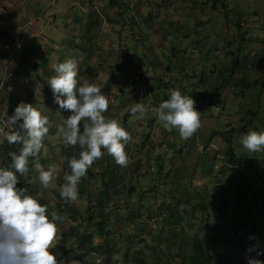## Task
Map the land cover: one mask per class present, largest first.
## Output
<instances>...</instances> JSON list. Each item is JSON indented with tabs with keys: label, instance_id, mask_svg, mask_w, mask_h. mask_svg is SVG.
Instances as JSON below:
<instances>
[{
	"label": "rangeland",
	"instance_id": "obj_1",
	"mask_svg": "<svg viewBox=\"0 0 264 264\" xmlns=\"http://www.w3.org/2000/svg\"><path fill=\"white\" fill-rule=\"evenodd\" d=\"M3 1L0 114L11 115L18 103L26 102L47 116L50 125L36 160L45 170L54 168L55 178L44 187L35 163L29 159L32 175L23 181L31 195L55 209L57 200L50 191L58 192L63 175L69 171L67 159L77 156L79 150L64 145L58 132L70 113L58 111L46 82L54 75L52 64L76 59L78 81L100 88L108 101L103 115L116 120L131 136L124 148L128 157L124 167L130 168V182L138 183L144 196L139 199L124 191L110 196L103 208L104 214L111 211L106 217V240L109 250L114 251L107 264H123L121 253H116L120 249H142L150 256L142 261L154 259L155 249L149 251L146 246L157 244L153 236L160 231L169 233L160 213L163 205L171 206L174 200L179 201L177 211L183 218L180 225H174L175 231L185 226L191 234L205 238L211 236L207 230L217 220L219 210L230 217L249 199L253 204L258 202L251 199L254 189L244 179L264 178V149L248 152L239 139L248 131L261 132L264 127L256 122H264V87L255 102L261 109L249 123L250 114L246 112L252 91L242 81H264V0H115L112 5L110 0H23L27 2L24 5L22 0H7L5 5ZM197 43L203 44L202 50L196 48ZM206 48L210 49L207 57ZM125 51L133 54L127 65ZM213 63L231 68L234 81H230V87L229 83L222 88L209 84L202 72L210 71ZM180 66H184L183 72ZM181 83L187 91L196 92L192 99L200 119V127L187 139L175 129L164 130L155 118V108L168 98V88ZM256 87L260 91V84ZM135 103L145 108L143 116L128 112ZM228 136L234 154L232 164L222 158ZM19 147L6 141L0 144V166H4L2 154L18 153ZM242 155L247 164L239 161ZM137 160L140 165L134 173ZM181 165L184 173H174ZM93 172L88 179L91 201L78 196L72 203L84 216L100 212L96 202L101 179L95 177L96 169ZM172 180L176 187L177 180H183L176 198L164 195ZM137 207L139 215L134 217ZM56 229L52 252L62 248L61 237L67 226L62 223ZM98 240L94 237V244ZM68 243L65 241V245ZM77 246L60 264H99L98 253H81ZM76 254L83 259L78 261Z\"/></svg>",
	"mask_w": 264,
	"mask_h": 264
},
{
	"label": "clouds",
	"instance_id": "obj_2",
	"mask_svg": "<svg viewBox=\"0 0 264 264\" xmlns=\"http://www.w3.org/2000/svg\"><path fill=\"white\" fill-rule=\"evenodd\" d=\"M77 65L78 61L72 58L52 64L54 75L46 81L58 109L70 113L58 128L62 142L79 148L77 156L67 159L69 171L58 188L65 203L77 200L80 179L103 155L102 149L117 165L126 166L128 157L124 148L131 139L116 120L105 118L107 99L97 85L78 81ZM128 112L143 116L145 108L135 103ZM155 118L164 130H177L182 139L191 137L200 127L193 99L174 88L169 89L168 98L155 108ZM81 122H84L82 126ZM49 126L48 117L26 102L18 103L11 115L0 114V144L6 141L9 145H20L18 153H9L10 167H0V264H59L50 249L55 247L56 222L64 217L49 211L26 188L17 187L15 174L23 176L28 171L29 158L38 157ZM239 143L248 152H260L264 149V131H248L241 135ZM35 168L39 182L48 187L55 178L54 168L45 170L39 163ZM260 255L264 252L256 251V256ZM256 256L246 255L245 264H264Z\"/></svg>",
	"mask_w": 264,
	"mask_h": 264
},
{
	"label": "trees",
	"instance_id": "obj_3",
	"mask_svg": "<svg viewBox=\"0 0 264 264\" xmlns=\"http://www.w3.org/2000/svg\"><path fill=\"white\" fill-rule=\"evenodd\" d=\"M114 2L115 0H110L109 4L112 5ZM198 44L199 43H197L196 48L202 50L203 44L202 46ZM172 50H174V48ZM209 52L210 49L206 48V51L204 52L205 57H207ZM124 54L126 55L125 65H127V60L131 59L133 54L127 51H125ZM125 65L123 67H125ZM246 66L247 65H244L245 69ZM180 71H184V66H180ZM202 74L209 79V84H212L217 88H222L228 83V87H230V81H234V78H231V68L227 69L225 66L222 68L217 63L212 64L210 71L206 72L203 70ZM242 81L244 82L245 88L252 91L250 106L246 112L251 115V117L248 115V122L251 123L253 121L252 117L256 115L255 113H257L258 109H261L259 106H256L255 102L261 97L264 81L258 83L255 82V79H243ZM219 84L221 86H219ZM258 84H260V91L257 90L256 87ZM173 88L178 89L182 95H187L188 93L191 95V98L194 97V94L196 93H194L193 90L187 91L183 86V83L171 84L168 91ZM243 105L244 104L240 105L241 109H243ZM58 111L67 113L65 110L58 109ZM256 122L264 124V122ZM82 125L83 122H81V126ZM225 144L226 147L222 154V158L228 164H232L231 157L234 154L231 147L230 136L225 138ZM102 152L103 155L98 160L94 161L92 166L86 170L83 181H80L77 186L78 196L85 197L88 201H91L88 192V179L96 169L94 175L96 178L101 179L97 190L96 202L100 212L96 215L88 214L84 216L79 210L73 207V202L65 203L61 200L59 193L56 190L50 191L57 200V207L55 209L48 207V210L55 211L64 217L62 221L56 222V227L62 223L67 226V231L63 232L61 237V242L64 243L63 245H60L62 248L60 250L55 248L56 251H53L54 255L59 260V264L64 259L66 260L65 254H67L66 256H69L70 249L76 245H78L76 250H81V253L90 252L91 250L98 253V255L101 256L99 264H107L109 259L112 258L111 256L114 254V251L111 248L109 250L110 243L106 240L109 235L106 217L107 215H111V211H107V213L104 214L103 208L108 205L110 196L114 197L120 195L124 191L132 192V194L135 197H139V199L144 196L143 192H141L136 186L138 183L134 182L135 184H132V182H130V177L132 175L130 168L117 165L113 158L107 154L106 150L102 149ZM9 153L10 152L5 155L1 153L3 155L1 160L4 166L0 167H10L11 156ZM29 159H32L35 164L39 163V161L36 160L37 158L30 157ZM238 159L241 163L246 161L244 155ZM263 160L264 159H262V161ZM247 163L248 162L246 161V164ZM139 165V160H137L134 173L136 172V167ZM175 169H177L176 172ZM175 169L174 173H184L183 165L176 167ZM15 174L18 177L16 186L26 188L31 195L28 188L29 185L25 184L23 180H29L32 172L28 171L23 174V176L18 172ZM172 176L174 177V174H172ZM251 178L245 176L244 180L248 185L251 184L254 189L251 199L256 200L257 198L258 202L253 204L249 199L241 206L242 208L236 212V215H233L231 212L230 217L227 213L219 210L216 217L217 220L211 223L210 228L207 230L211 233L209 238L201 237L198 233L191 234L185 226H181V229L175 231L174 225L176 227L180 225L179 223L183 218L180 215L181 212L177 211V205L180 203L178 200H174V204L171 206L167 205L166 207L163 205L161 208L162 212L160 213V215L163 214V219L166 222L164 227H169V233L166 234L163 230L160 231L159 235L153 236V239L156 240L157 238V244L154 247L146 246L149 251L155 249L156 257L150 262H146L142 260H144L145 257L150 256L144 254L142 249L141 251L134 249L133 252L120 249L116 251V253H121L122 260L120 262L123 264H245L246 255L256 256V251L264 252V216H261V214H264V178ZM182 183L183 180H177L176 187L173 186L172 180L170 182V187L165 190L164 195H168L170 198H176L177 189ZM149 189V192L152 191V188ZM241 192L242 197L246 196L243 189ZM41 203L45 204L43 200H41ZM87 207H89V204ZM138 215L139 209L137 207L134 211V217H137ZM96 236L99 237V240L97 244H94L93 239ZM65 241H70V243L65 245ZM249 248L253 250L246 251V249ZM256 258L264 261V255L256 256ZM76 259L81 261L83 257L81 254H76Z\"/></svg>",
	"mask_w": 264,
	"mask_h": 264
},
{
	"label": "crops",
	"instance_id": "obj_4",
	"mask_svg": "<svg viewBox=\"0 0 264 264\" xmlns=\"http://www.w3.org/2000/svg\"><path fill=\"white\" fill-rule=\"evenodd\" d=\"M9 1H12V0H9ZM20 2V1H19ZM8 3V1L6 0V1H3L2 2V4L3 5H5V4H7ZM24 3H27V2H25V1H23L22 0V2H21V5H24ZM11 5V4H10ZM14 7V9H15V6H13ZM17 8V7H16ZM3 10H5V8H2ZM1 24H2V22H0ZM1 27V26H0ZM15 41H16V38H15ZM44 61H45V58H44ZM22 73L21 72H18V75L20 76Z\"/></svg>",
	"mask_w": 264,
	"mask_h": 264
}]
</instances>
